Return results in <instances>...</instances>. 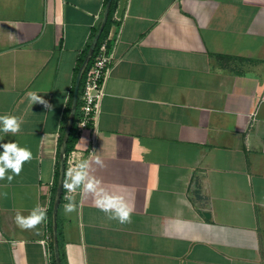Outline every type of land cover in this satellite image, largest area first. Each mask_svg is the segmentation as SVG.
Masks as SVG:
<instances>
[{
    "label": "crops",
    "instance_id": "0c3cea01",
    "mask_svg": "<svg viewBox=\"0 0 264 264\" xmlns=\"http://www.w3.org/2000/svg\"><path fill=\"white\" fill-rule=\"evenodd\" d=\"M107 2L0 0V115L23 120L0 143L33 156L0 180V264H55L59 147ZM108 36L116 65L97 137L84 132L67 158L90 160V175L133 208L131 223L65 189L66 264H264V0H117ZM29 91L51 111L30 105ZM37 204L45 222L18 228L16 210Z\"/></svg>",
    "mask_w": 264,
    "mask_h": 264
},
{
    "label": "clouds",
    "instance_id": "9594fccd",
    "mask_svg": "<svg viewBox=\"0 0 264 264\" xmlns=\"http://www.w3.org/2000/svg\"><path fill=\"white\" fill-rule=\"evenodd\" d=\"M25 99L32 106L40 104L49 111L52 109L48 101L35 91L27 92ZM22 123L23 120L20 117L10 114L0 115V131L5 134L16 135L20 132ZM0 148L3 149L0 152V180H7L8 183H11L15 176L20 175L23 165L32 160V152L28 148L20 147L16 142L0 143ZM95 164L101 168L104 167V163L99 156L95 157ZM90 167V160H82L73 168H69L66 172L64 188L69 193L75 192L78 188L81 189V194L91 195L94 205L105 213L109 219L116 220L120 224L131 223L133 208L121 195L108 192L102 188L101 181L90 175ZM9 172L11 174H8ZM68 200L69 202L64 205L65 213L70 214L77 211L74 198L69 196ZM46 219L47 209L37 204L27 216L21 215L20 210L17 209L14 222L21 230H31L37 229Z\"/></svg>",
    "mask_w": 264,
    "mask_h": 264
},
{
    "label": "built area",
    "instance_id": "2783aa9c",
    "mask_svg": "<svg viewBox=\"0 0 264 264\" xmlns=\"http://www.w3.org/2000/svg\"><path fill=\"white\" fill-rule=\"evenodd\" d=\"M114 20H119V18L115 16ZM112 42H114V38L111 39L110 36H107L101 44L99 42L91 64L89 63L82 79L77 114L73 125L78 137L86 131L93 132L94 141L97 137L102 106L107 96V83L116 65ZM67 164L69 167H73V160L67 158ZM68 197L69 195L66 196V198ZM5 241L3 232L0 230V242Z\"/></svg>",
    "mask_w": 264,
    "mask_h": 264
},
{
    "label": "water",
    "instance_id": "95a60500",
    "mask_svg": "<svg viewBox=\"0 0 264 264\" xmlns=\"http://www.w3.org/2000/svg\"><path fill=\"white\" fill-rule=\"evenodd\" d=\"M113 0H108L105 12H104V17L102 20V23L100 25V28L98 29L97 33L92 39V42L89 47V51L86 55V58L79 69L77 76H76V81H75V86H74V92H73V100L71 104V109L69 112L67 124H66V129L64 132L63 140L59 149V159H60V165H59V179H58V184H57V189H56V194H55V201H54V207H53V251H54V258L56 264H62L61 261V256H60V249H59V243H58V211L60 207V203L62 200V196L64 193V181H65V176H66V155H67V146L69 142V138L73 129L74 125V120L77 114V107H78V99H79V92H80V86L82 79L84 77L85 71L91 62V59L96 51V48L98 46V43L100 41V38L105 30V27L108 22L109 14H110V9L112 5Z\"/></svg>",
    "mask_w": 264,
    "mask_h": 264
},
{
    "label": "trees",
    "instance_id": "16d2710c",
    "mask_svg": "<svg viewBox=\"0 0 264 264\" xmlns=\"http://www.w3.org/2000/svg\"><path fill=\"white\" fill-rule=\"evenodd\" d=\"M116 3H117V0H113L112 2V5H111V9H110V14H109V18H108V22H107V25L105 27V30L100 38V44L102 43V41L108 36V33H109V30H110V27L112 25V18H113V14L115 12V9H116ZM97 33V30L94 32V35L93 37L95 36V34ZM91 44V43H90ZM99 45V43H98ZM89 47L90 45L88 46V48L86 49L85 51V54L83 56V58L81 59V62H80V65H79V68H78V71L79 69L81 68L85 58H86V55L89 51ZM97 50V48H96ZM95 54V53H94ZM93 58V57H92ZM92 61V59H91ZM91 64V62H90ZM70 109H71V106L68 110V113L66 115V122L68 120V116H69V112H70ZM67 124V123H66ZM63 136H64V133L62 135V139H61V142H60V146H61V143H62V140H63ZM78 141V136H77V133H76V128L73 127L72 129V132H71V135H70V138H69V142H68V146H67V155H66V159H67V156L69 155V153H71L74 149H75V146H76V142ZM60 149V147H59ZM59 165H60V162H59V158H58V164H57V169H56V174H55V186H54V191H53V195L55 196V193H56V189H57V184H58V179H59ZM65 190V188H64ZM63 196H64V193H63ZM63 196H62V199H63ZM55 201V199H54ZM62 201V200H61ZM60 256H61V261H62V264H66V260H65V256L62 252V250L60 249ZM54 263L56 264L55 262V258H54Z\"/></svg>",
    "mask_w": 264,
    "mask_h": 264
}]
</instances>
